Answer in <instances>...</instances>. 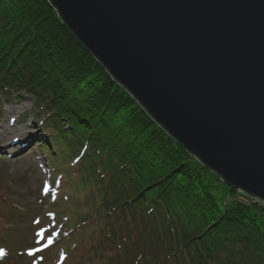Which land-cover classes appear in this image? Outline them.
<instances>
[{
  "label": "trees",
  "instance_id": "trees-1",
  "mask_svg": "<svg viewBox=\"0 0 264 264\" xmlns=\"http://www.w3.org/2000/svg\"><path fill=\"white\" fill-rule=\"evenodd\" d=\"M0 90L33 97L64 156L90 148L75 166L100 184L96 212L140 208L164 249L150 264H264V205L237 199L160 128L48 0H0Z\"/></svg>",
  "mask_w": 264,
  "mask_h": 264
},
{
  "label": "water",
  "instance_id": "water-1",
  "mask_svg": "<svg viewBox=\"0 0 264 264\" xmlns=\"http://www.w3.org/2000/svg\"><path fill=\"white\" fill-rule=\"evenodd\" d=\"M173 140L264 203V0H48Z\"/></svg>",
  "mask_w": 264,
  "mask_h": 264
},
{
  "label": "rangeland",
  "instance_id": "rangeland-1",
  "mask_svg": "<svg viewBox=\"0 0 264 264\" xmlns=\"http://www.w3.org/2000/svg\"><path fill=\"white\" fill-rule=\"evenodd\" d=\"M63 64L75 70L72 63ZM92 76L88 84L104 80ZM35 116L33 97L0 90V264H150L164 251L161 243H153L151 221L140 208L119 209L108 219L105 211L97 213L103 208L100 184L90 173L84 176L82 164L75 166L79 152H73L83 146L64 156L52 131L40 124L45 116ZM219 186L221 196L227 189ZM125 236L140 248L133 249ZM51 238L50 247L30 254Z\"/></svg>",
  "mask_w": 264,
  "mask_h": 264
},
{
  "label": "snow or ice",
  "instance_id": "snow-or-ice-1",
  "mask_svg": "<svg viewBox=\"0 0 264 264\" xmlns=\"http://www.w3.org/2000/svg\"><path fill=\"white\" fill-rule=\"evenodd\" d=\"M3 254H4L3 250L0 249V255H3ZM30 254H31V253H30Z\"/></svg>",
  "mask_w": 264,
  "mask_h": 264
}]
</instances>
